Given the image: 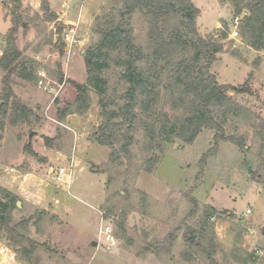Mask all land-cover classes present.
<instances>
[{"label": "rangeland", "instance_id": "obj_1", "mask_svg": "<svg viewBox=\"0 0 264 264\" xmlns=\"http://www.w3.org/2000/svg\"><path fill=\"white\" fill-rule=\"evenodd\" d=\"M35 1L21 0L26 28H19L16 46L33 79L21 77L20 69L9 79L13 95L1 117L0 186L17 197L12 223L23 221L20 231L38 247L29 261L20 260L0 236V248H6L0 264H244L247 253L256 257L247 264H264V49L249 48L240 31L236 38L228 35L231 5L191 0L199 9V34L223 44L210 71L230 86L226 94L232 102L214 110L230 139L216 141L212 130L203 129L190 143L175 138L149 149V140L136 129L129 152L114 161L112 148L97 137L101 101H113L109 108L122 103L119 95L127 84L119 68L104 72L105 94L89 90L84 112L75 111L71 82L85 83L84 51L97 38L95 18L108 11L111 0H48L73 19L80 14L81 29L49 21L40 0L32 8ZM12 5L13 0H0V56ZM131 21L140 42L147 23L138 13ZM71 28L74 42L65 35ZM39 71L51 90L39 87ZM4 76L0 67V97ZM245 83L251 93L237 92ZM60 167L66 173L56 181ZM107 226L113 244L105 239ZM192 237L203 250L190 245Z\"/></svg>", "mask_w": 264, "mask_h": 264}, {"label": "trees", "instance_id": "obj_2", "mask_svg": "<svg viewBox=\"0 0 264 264\" xmlns=\"http://www.w3.org/2000/svg\"><path fill=\"white\" fill-rule=\"evenodd\" d=\"M231 5L233 16H240L242 40L253 50L264 49V0H218ZM46 19L53 21L56 13L48 0H40ZM21 0H13L10 26L5 33V47L0 56V67L5 71L4 92L0 97V127L6 113L7 101L13 95L10 76L17 70L23 78L33 79V71L19 61L16 34L26 28ZM147 23L145 37L138 42L132 26L133 14ZM199 9L191 0H111L107 12L95 18L92 31L96 40L84 51L85 83L74 81L75 111L84 112L90 104L89 90L99 96L106 92L104 72L119 68L120 78L127 84L119 95L120 105L109 108L113 101L102 103L103 120L98 127L97 140L112 148L111 160L120 153L127 154L133 142V132L140 129L149 140L148 148L175 138L192 142L203 129L214 132L216 141L228 140L214 110L232 102L226 94L230 88L218 83L210 71L223 44L214 36L202 37L196 25ZM222 32V38H226ZM62 52L63 43L57 41ZM30 63L34 68L33 61ZM22 64V66H20ZM25 70V71H24ZM60 80L62 73H59ZM237 92L251 93L246 83ZM168 105L167 111L164 106ZM26 108L21 107V112ZM48 140V139H47ZM122 140L119 147L115 144ZM26 149L31 152L30 146ZM17 197L0 186V236H4L20 260L29 261L38 242L20 231L23 221L12 223L11 212ZM196 250H203L201 242L187 238ZM210 257V256H209ZM254 253H247L243 263L254 262ZM213 264H216L213 261Z\"/></svg>", "mask_w": 264, "mask_h": 264}, {"label": "built area", "instance_id": "obj_3", "mask_svg": "<svg viewBox=\"0 0 264 264\" xmlns=\"http://www.w3.org/2000/svg\"><path fill=\"white\" fill-rule=\"evenodd\" d=\"M240 23H241V17L240 16H233L232 17V22H231L232 30L228 34L231 38H236L237 36H239ZM74 33H75L74 28L69 29V32L65 33L66 37L69 38L70 42H74V38H73ZM70 42H69V44L71 45ZM38 75L40 77L38 80L39 87L43 88L44 90H51V83L46 79V74L43 71H39ZM65 173H66V169L64 167H60L55 172V180L56 181H62ZM246 213H251V210L247 209ZM103 233L105 234V239L109 242V244H113L114 243V237L111 234V229L107 226V227H105V230L103 231ZM0 253H6V248L1 247Z\"/></svg>", "mask_w": 264, "mask_h": 264}, {"label": "crops", "instance_id": "obj_4", "mask_svg": "<svg viewBox=\"0 0 264 264\" xmlns=\"http://www.w3.org/2000/svg\"><path fill=\"white\" fill-rule=\"evenodd\" d=\"M39 4V0L35 1L33 4H32V8L36 10V8H38ZM224 5H228V4H224ZM50 8L55 11L56 15H57V19L60 20V21H63L64 24L66 25H71V24H77L78 25V28L81 29L82 27H80V23L82 22V20H79L80 19V14H78V16L76 18H72L70 16V14L68 13V10H60L58 8H54L53 5L51 6L50 5ZM92 18V17H91ZM91 18H89L91 20ZM82 24V23H81Z\"/></svg>", "mask_w": 264, "mask_h": 264}, {"label": "water", "instance_id": "obj_5", "mask_svg": "<svg viewBox=\"0 0 264 264\" xmlns=\"http://www.w3.org/2000/svg\"><path fill=\"white\" fill-rule=\"evenodd\" d=\"M58 40H59V43L61 44L62 42H61V37L59 36L58 37ZM231 88H234V86H231ZM34 134V132H31L30 134H29V136H28V140L30 141V138H31V136ZM195 237H192V239H194ZM93 245H96V242L94 241L93 242Z\"/></svg>", "mask_w": 264, "mask_h": 264}]
</instances>
